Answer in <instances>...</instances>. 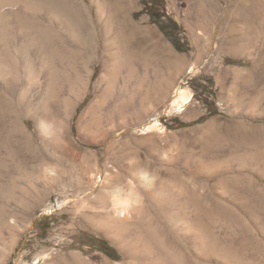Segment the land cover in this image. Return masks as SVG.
<instances>
[{"label":"rangeland","instance_id":"rangeland-1","mask_svg":"<svg viewBox=\"0 0 264 264\" xmlns=\"http://www.w3.org/2000/svg\"><path fill=\"white\" fill-rule=\"evenodd\" d=\"M129 1L113 3L131 69H105L97 22L100 47L83 45L52 94L0 97V205L20 225L4 231L2 264H264V0H201L200 13L197 0H159L162 23ZM178 88L191 93L182 108ZM15 113L30 136L9 131ZM155 117L163 128L147 130Z\"/></svg>","mask_w":264,"mask_h":264},{"label":"bare ground","instance_id":"bare-ground-1","mask_svg":"<svg viewBox=\"0 0 264 264\" xmlns=\"http://www.w3.org/2000/svg\"><path fill=\"white\" fill-rule=\"evenodd\" d=\"M89 1L97 7V21L95 20L94 12L83 0H0V97L8 95L14 98L20 91L19 94L22 96L25 87H28L27 89H33L36 88V86L41 85H46L47 91L45 92H47L48 95L52 94V90L55 86L54 84L57 83L61 77L66 78L69 74V72L67 73V70L72 64V60L76 64L79 62L83 64V45L86 46V49H89V53L96 51L97 48L100 47L98 44L100 40L99 38L101 37L99 36L100 31L97 27V22L103 27L105 47L109 50L108 52L105 50V52L108 53L106 56L107 59L100 60L103 62L105 69L112 66L110 63H112L113 66L121 65L127 69H131L135 66L132 62L131 51H129L128 36L124 39V33H127V25L124 20L119 22V19L127 20V16L124 15L125 11L123 9L125 8L128 10L132 6L131 1L125 0L124 8L122 10L114 8V0ZM197 1L198 5L196 8L198 13H200L202 12V2L201 0ZM83 26L86 27V33L84 36ZM234 31L235 28L232 32ZM240 47H242V45H239L238 47L232 46V51L237 52ZM72 53H74V57L72 56ZM92 60H94L93 57H88L84 61L90 63ZM76 76L77 80L80 81L82 79L79 72ZM68 79L66 78V80ZM62 81L64 83V80ZM77 82L75 84H77ZM43 90L45 89L43 88ZM139 90V93L144 91L142 89ZM82 95L83 93L76 95L74 101L72 100L74 103L70 102L71 105L73 104L74 107H76L77 103L82 100ZM190 101L191 93L185 88H178L173 105L182 108ZM128 103L130 102L128 101ZM5 106H9V104H2L1 100L0 110ZM15 108L13 106L14 112ZM22 119L18 113H15L9 131L12 130L16 133L18 132V134L21 131L30 136L29 134L32 132L30 129H27L26 124L28 123H25ZM54 124L50 119H41L40 127L42 132L45 134L55 133L56 128ZM17 128L19 130H17ZM154 128L160 130L163 128L158 117L153 118L151 124L146 126L147 130ZM3 136V129L0 125V165L5 162L2 155L3 151L8 150L10 145V141L8 142L5 140ZM12 137L13 133L11 138ZM11 142L13 143V140ZM11 145L14 146L15 143ZM20 146L22 145L20 144ZM48 173L54 175L56 174V171L55 169H48ZM143 180L145 183L153 181L150 180L148 175H143ZM10 206H12V204ZM125 212L123 216L126 215ZM17 215L18 213L9 210L7 206L0 205V264H2L3 257L5 256L3 248V244H5L4 231L6 229H9L10 231L12 230L15 235L18 234V231L20 233V230H18V226L20 225H18ZM6 233L7 232H5V234Z\"/></svg>","mask_w":264,"mask_h":264},{"label":"trees","instance_id":"trees-1","mask_svg":"<svg viewBox=\"0 0 264 264\" xmlns=\"http://www.w3.org/2000/svg\"><path fill=\"white\" fill-rule=\"evenodd\" d=\"M158 1L159 0H144L146 5V10L151 15L152 19L158 23H162V14L157 16L154 12L155 6L158 3ZM160 1L163 2L164 0H160ZM97 240H98V245L102 250H104L110 256L117 258L116 255L114 254L115 250L112 247H110L109 244L104 239H97Z\"/></svg>","mask_w":264,"mask_h":264}]
</instances>
